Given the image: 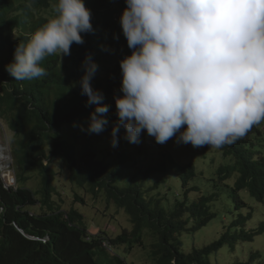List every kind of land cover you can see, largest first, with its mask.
<instances>
[{
  "label": "trees",
  "instance_id": "1",
  "mask_svg": "<svg viewBox=\"0 0 264 264\" xmlns=\"http://www.w3.org/2000/svg\"><path fill=\"white\" fill-rule=\"evenodd\" d=\"M84 2L92 11L95 31L83 34L85 43L73 44L70 56L46 57L42 62L45 77L20 82L5 70L17 44L13 32L18 28L20 39L25 40L55 15V0H0V119L15 132L12 153L19 183L16 191H10L0 181V209L4 208L0 264H136L129 255L140 247L147 252L146 263L152 264H218L219 259L228 258L223 253L233 254L229 264H264V217L243 195L246 191L250 198L264 201V121L236 142L216 148L227 162L211 172L209 189L205 184L191 185L199 178L195 161L181 163L165 146L149 143L155 139L146 132L139 144H127L121 127V150H115L110 143L117 118L113 95L119 94V60L131 50L113 15L121 14L125 0ZM104 45L110 48L104 50ZM86 52L98 65L92 85L103 91V102L109 106V124L100 134L82 130L93 107L86 106L87 97L78 83ZM90 137L103 147L93 148ZM153 150L158 154L147 160ZM66 176L80 187L89 184L93 197H106L107 203L126 210L131 229H105L112 248L103 247L100 238L86 240L81 212L59 208L55 193L59 180ZM232 177H236L234 182ZM178 185L183 193L177 191ZM194 191L197 195L192 198ZM38 204L42 210L31 214L29 208ZM228 217L232 220L227 224ZM215 220L226 227L221 237L186 253L183 234L204 230ZM13 222L31 234L50 231L52 239L30 241ZM240 242L252 244L246 259L245 248L237 255Z\"/></svg>",
  "mask_w": 264,
  "mask_h": 264
},
{
  "label": "clouds",
  "instance_id": "2",
  "mask_svg": "<svg viewBox=\"0 0 264 264\" xmlns=\"http://www.w3.org/2000/svg\"><path fill=\"white\" fill-rule=\"evenodd\" d=\"M54 11L55 15L25 40L20 39L18 28L14 30L13 60L5 64L14 80L45 77L47 69L42 62L46 57L70 56L72 45L84 44L83 34L95 31L92 11L84 0H55ZM113 16L119 19L131 50L119 60V94L113 95L117 118L111 126L110 143L115 150H121V127L123 138L132 144H139L146 132L166 148L170 139L193 148H220L264 121V0H125L121 14ZM102 47L109 49L108 45ZM80 67L81 94L87 97L86 106H93L82 130L100 134L109 124V106L103 102V91L92 85L98 65L90 52L85 53ZM6 139L9 144L11 138ZM6 153L10 166L12 148ZM3 168L7 166L0 159V170ZM0 181L7 190L19 188L13 166L5 169L3 177L0 171ZM65 191H58L59 196ZM92 193H88L91 199L99 198ZM100 198L108 204L106 197ZM58 202L62 211H69L64 209V200ZM89 202L84 205L92 204ZM30 208L31 214L39 212ZM0 210V214L4 212L3 207ZM83 223L87 241L100 238L103 247L112 248L105 229L96 236V227L89 229L90 225ZM13 224L30 241L47 243L52 239L50 231L31 234Z\"/></svg>",
  "mask_w": 264,
  "mask_h": 264
},
{
  "label": "rangeland",
  "instance_id": "3",
  "mask_svg": "<svg viewBox=\"0 0 264 264\" xmlns=\"http://www.w3.org/2000/svg\"><path fill=\"white\" fill-rule=\"evenodd\" d=\"M45 15H49V11L44 12ZM110 48V45H108ZM3 123V126H0V147H4L8 152H10V149L13 147L14 144V136L15 132H13L9 126L7 125V122L5 120H1ZM10 137L9 144H5L6 138ZM92 144L93 148H101L102 146L97 147L95 140L96 137H90L89 139ZM4 142L3 144L1 142ZM153 141V140H152ZM11 142V146H10ZM104 142V141H103ZM8 143V142H7ZM127 144H129L128 141H126ZM153 144H157L156 142H152ZM110 144V143H108ZM161 145V144H157ZM164 145L167 146V148H171V152L174 154L175 158L180 160L181 163H187L191 161H195V164L198 168V179H195L191 185H200L203 186L205 184L204 188L209 189L207 187V183L209 182V177H211V172H215L221 163L227 162V160L224 158L223 153L219 152L216 148L211 147V146H205L206 148L209 149L207 152L205 147L202 148H193L192 146L184 145V144H177L175 143L174 139H170L167 143ZM87 145H82V147H86ZM90 146V145H89ZM117 149V147H112ZM120 148V147H119ZM118 148V149H119ZM158 152H155L153 150L151 154L147 156V160H150L152 156L157 155ZM187 156L185 160L184 157ZM13 159V158H12ZM11 159V165L9 166L6 162H4V166H7V168L1 169V177H3V174L5 172V169H12L13 165V160ZM150 163V162H149ZM67 170L64 171L66 173ZM6 174V173H5ZM12 176L10 177V180H12ZM236 177H232L230 179L231 182H234ZM201 179V180H200ZM132 180H128V182H131ZM39 182V178H38ZM176 180L173 181L175 183ZM16 186L18 183H14ZM62 184L63 186H58L57 189L58 191L65 189V194L60 195L55 193L56 199L57 200H64V209L66 210H71L73 207L79 209L82 213L86 215V219L84 220L85 223H88L90 225L91 229L92 227H96V230H98V233L96 236L100 235L101 229H107L108 226L111 228L117 227V226H123L124 228H132V223L129 220V216L126 213V210L124 208H116L113 202L108 206V204L105 203L102 198H90L88 193L92 191H88L90 188L89 184H87L84 187H80L77 185H74L73 182L69 179V177H63L62 179L59 180L58 185ZM60 187V188H59ZM177 191L179 193H183V189H181L180 185L177 187ZM77 194H80L77 196ZM197 195V192L192 193V198ZM243 195L246 199V201L254 206L260 213L263 214L264 217V201L263 203L259 202L256 198H250L248 192L244 191ZM97 197V196H95ZM84 198V199H83ZM91 201L92 204L90 205H84ZM107 202V200H106ZM90 203V202H89ZM31 211H40L39 204L36 207L30 208ZM237 216V215H236ZM187 218V215H185L184 220ZM230 219V220H229ZM231 217H228L226 219L227 224L230 222L231 223ZM226 229L223 224L217 223L215 220L214 223H211L207 225L204 230H200L196 233L190 234L188 236L187 233H184V245H183V250L186 253H189L193 250L195 247H203L205 244H210L213 240L218 239L221 237L222 232ZM122 231V228L120 229V232ZM252 244H248L247 246H244L242 242L237 246V255L239 256L240 250L242 248L244 249V258L246 259V256H248V249L251 248ZM262 247V245H260ZM264 247V245H263ZM252 248L256 249L257 246H253ZM264 252V250H263ZM228 257V258H222V260H218V264H229L230 258H233V254L231 253H223V257ZM129 260L132 262H135L136 264H145L147 262V252L144 251L142 247L134 248L129 255ZM146 264H152V262H148Z\"/></svg>",
  "mask_w": 264,
  "mask_h": 264
},
{
  "label": "bare ground",
  "instance_id": "4",
  "mask_svg": "<svg viewBox=\"0 0 264 264\" xmlns=\"http://www.w3.org/2000/svg\"><path fill=\"white\" fill-rule=\"evenodd\" d=\"M0 159L6 162L9 159L8 154L6 153V149L0 148Z\"/></svg>",
  "mask_w": 264,
  "mask_h": 264
},
{
  "label": "built area",
  "instance_id": "5",
  "mask_svg": "<svg viewBox=\"0 0 264 264\" xmlns=\"http://www.w3.org/2000/svg\"><path fill=\"white\" fill-rule=\"evenodd\" d=\"M104 243L106 244L107 242L105 241Z\"/></svg>",
  "mask_w": 264,
  "mask_h": 264
}]
</instances>
